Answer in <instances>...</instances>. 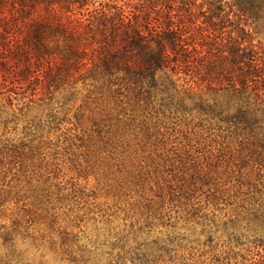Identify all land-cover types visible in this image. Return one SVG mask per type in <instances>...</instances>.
<instances>
[{"label": "trees", "instance_id": "trees-1", "mask_svg": "<svg viewBox=\"0 0 264 264\" xmlns=\"http://www.w3.org/2000/svg\"><path fill=\"white\" fill-rule=\"evenodd\" d=\"M249 19H264V0H0V99L12 104L30 91V102L57 93L65 105L80 100L81 117L89 110L99 135L104 130L110 140L136 119L147 123L159 114L196 112L224 127L239 139L241 167L251 166L260 183L247 179V189L235 192L242 197L233 215L219 225L213 212L208 223L232 245L251 243L261 257L252 264H264V45L254 43L242 23ZM214 171L184 170L179 190L169 185L167 193L178 191L186 201L205 195L222 210L233 190L219 184ZM164 188L158 185L159 197L167 196ZM35 190L42 208L53 205L45 211L64 200L60 192L53 200ZM141 207L101 250L109 264L172 260L178 235L154 230L163 223L162 205ZM185 209L196 217L203 207L185 202ZM13 232L0 226L6 249L0 264H29L17 252ZM59 233L68 253L96 249L79 246L71 232ZM184 259L201 263L191 253Z\"/></svg>", "mask_w": 264, "mask_h": 264}, {"label": "rangeland", "instance_id": "rangeland-1", "mask_svg": "<svg viewBox=\"0 0 264 264\" xmlns=\"http://www.w3.org/2000/svg\"><path fill=\"white\" fill-rule=\"evenodd\" d=\"M242 23L254 43L264 45V19ZM29 94L17 96L12 104L0 99V190L6 198L0 205V226L15 231L22 261L109 264L101 250L129 223V214L151 202L154 209L162 205L164 215L155 232L178 235L172 260L165 256L158 264H183L188 253L200 258V264H252L261 258L251 243L232 245L223 231L216 232L217 227L208 223L213 212L219 225L226 221L242 197H235V192L247 189V179L260 181L251 166L241 167L239 139L224 127L202 121L196 112L159 114L147 123L136 119L122 129L123 135L110 140L112 135L104 130L99 135L88 119L89 110L81 117L80 100L65 105L57 93L52 100L40 95L30 102ZM202 169L215 170L219 184L233 190L231 203H222V210L205 195L186 201L175 195L178 191L167 193L169 185L179 190L184 170L190 175ZM159 184L166 197L157 195ZM35 189L51 194L53 200L60 192L64 200L45 211L53 205L46 202L42 208ZM185 202H201L200 215L207 217L188 214ZM63 230L74 234L79 246L96 249L81 256L78 248L64 251L59 233ZM3 243L0 237V252L6 251Z\"/></svg>", "mask_w": 264, "mask_h": 264}]
</instances>
